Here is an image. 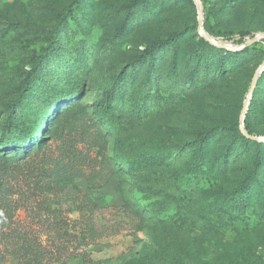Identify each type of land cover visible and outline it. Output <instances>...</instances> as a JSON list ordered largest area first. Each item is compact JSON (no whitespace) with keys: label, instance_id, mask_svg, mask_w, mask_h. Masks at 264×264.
I'll return each mask as SVG.
<instances>
[{"label":"rangeland","instance_id":"374dc122","mask_svg":"<svg viewBox=\"0 0 264 264\" xmlns=\"http://www.w3.org/2000/svg\"><path fill=\"white\" fill-rule=\"evenodd\" d=\"M200 1L0 0V127L22 93L20 70L71 8L61 51L32 84L38 97L14 113L61 170L44 193L51 212L16 218L42 242L43 264H264V142L249 137L264 138V0ZM174 34L176 48L144 58ZM113 76L121 82L100 105ZM214 129L181 181L198 133ZM235 189L243 202L228 197Z\"/></svg>","mask_w":264,"mask_h":264},{"label":"trees","instance_id":"16d2710c","mask_svg":"<svg viewBox=\"0 0 264 264\" xmlns=\"http://www.w3.org/2000/svg\"><path fill=\"white\" fill-rule=\"evenodd\" d=\"M70 12V7H66L62 11L58 28L52 32L47 45L35 57L31 69L20 70V73L25 77L22 93L18 100L7 106V118L0 127V264H6L10 258H14L16 264H43L47 257L39 238L23 232L18 227L16 218L20 210H29L33 207L37 209V213L44 211L43 214L47 215L51 212L44 193L57 182L61 170H54V168L50 170V167L47 166L50 158L42 157L41 159L39 157L40 146L36 147L35 143L41 132L16 121L14 113L27 100L38 97L37 92L31 91L32 84L41 77L44 67L51 57L61 51L57 47L58 31L66 24ZM179 39L180 34H174L164 41L152 44L147 48L144 58H148L151 53L161 51L168 46L176 48ZM238 42L239 45L247 43L245 37H241ZM121 79L122 76H113L106 77L100 82L103 88L100 105L109 103L112 93L116 91ZM240 128L239 124L234 126L237 131H240ZM246 129H248L247 123ZM249 133L252 135L251 132ZM214 134L215 129L198 133L195 141L197 145L196 159L187 174L181 177V181L189 179L194 171L202 165L205 151ZM242 138L246 139L247 137L242 135ZM252 141L257 144L261 143ZM173 146L179 147L175 144ZM34 148L36 151L32 155ZM254 173H257V170ZM253 179L252 175L247 183ZM246 196L247 192L243 189H235L228 194L232 201L239 200L240 202H243ZM146 257L151 258L150 255Z\"/></svg>","mask_w":264,"mask_h":264},{"label":"water","instance_id":"95a60500","mask_svg":"<svg viewBox=\"0 0 264 264\" xmlns=\"http://www.w3.org/2000/svg\"><path fill=\"white\" fill-rule=\"evenodd\" d=\"M200 4H201V1L200 0H197ZM202 17H203V13H202V10L200 9V13H199V30L201 32V34L208 40H211L210 36L205 32L204 28H203V22H202ZM260 38V37H259ZM258 41V38L256 40H254L253 42H256ZM264 69V64L262 66V69L259 71V74L258 76L262 73V70ZM253 97V89L252 91L250 92V96H249V101L247 102L246 104V108H245V111L243 112V116H242V119H241V129L243 130L244 129V119H245V114L247 113L248 111V107H249V104H250V100L252 99ZM249 137L252 139V140H255V141H258V142H264V138H259V137H254V136H251L249 135Z\"/></svg>","mask_w":264,"mask_h":264}]
</instances>
